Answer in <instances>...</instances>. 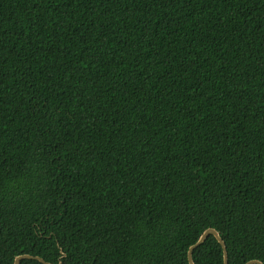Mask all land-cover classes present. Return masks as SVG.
<instances>
[{
	"label": "trees",
	"instance_id": "1",
	"mask_svg": "<svg viewBox=\"0 0 264 264\" xmlns=\"http://www.w3.org/2000/svg\"><path fill=\"white\" fill-rule=\"evenodd\" d=\"M209 228L264 264V0H0V264H190Z\"/></svg>",
	"mask_w": 264,
	"mask_h": 264
},
{
	"label": "water",
	"instance_id": "2",
	"mask_svg": "<svg viewBox=\"0 0 264 264\" xmlns=\"http://www.w3.org/2000/svg\"><path fill=\"white\" fill-rule=\"evenodd\" d=\"M210 235H213L218 240V242L222 245V248H223V252H222L223 253V264H228L227 246H226L224 240L222 239V237L220 236V233L214 228L207 229L201 235L199 240L190 247L189 252H188V258H189V263L190 264H194L195 263L194 260H193V251L197 247H199L202 243H204V241ZM25 260H36V261H39L42 264H51V263H48L47 261H45L42 258H39V257L36 258V257H32L30 255L17 257L16 260H15V264H23V261H25ZM245 264H262V263L260 261H257V260H250V261L246 262Z\"/></svg>",
	"mask_w": 264,
	"mask_h": 264
}]
</instances>
